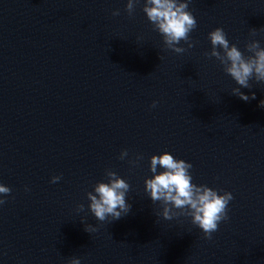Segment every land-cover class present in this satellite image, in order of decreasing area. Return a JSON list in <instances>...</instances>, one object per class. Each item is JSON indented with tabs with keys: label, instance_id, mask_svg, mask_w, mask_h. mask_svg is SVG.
Masks as SVG:
<instances>
[{
	"label": "water",
	"instance_id": "1",
	"mask_svg": "<svg viewBox=\"0 0 264 264\" xmlns=\"http://www.w3.org/2000/svg\"><path fill=\"white\" fill-rule=\"evenodd\" d=\"M127 3L0 0V264H128L124 216L87 199L123 179Z\"/></svg>",
	"mask_w": 264,
	"mask_h": 264
},
{
	"label": "clouds",
	"instance_id": "2",
	"mask_svg": "<svg viewBox=\"0 0 264 264\" xmlns=\"http://www.w3.org/2000/svg\"><path fill=\"white\" fill-rule=\"evenodd\" d=\"M139 0H128L125 11L132 16L135 5ZM191 0H145L143 12L148 21L153 25V30L163 37L166 49L177 54L187 51L184 47H178L183 41L188 48L194 47L190 41V33L197 28V21L192 12L189 11ZM113 16L120 15L114 11ZM255 30L252 35H255ZM212 50L205 53L208 58H215L223 66L224 72L229 75L239 86L232 89L231 94L237 96L244 102L255 100L253 92L251 96L240 91L241 88H252L250 81L254 80L259 84H264V48L260 42L252 40L245 45V55L236 45H230L227 34L222 28H216L208 34ZM219 49V50H218ZM157 102H153L155 108ZM259 107L264 108V100L260 101ZM128 156L125 150L121 152L120 159ZM137 160L143 159L138 156ZM135 163V162H131ZM150 172L152 178L145 180V192L148 193L153 203L159 202L162 212L157 215L164 220H172L179 216L191 218V223L197 226L204 234V238L211 240L213 233L218 230V225L222 221H227L228 205L233 199L229 192L218 194L217 190L205 185L197 186L192 183L190 169L192 165L183 160H177L172 155L165 152L159 156H152L150 159ZM158 168L162 171L158 172ZM108 183H97L93 192L87 193L90 201L88 208L95 219L101 223L111 217L113 221L126 216L131 205L127 203L126 196L130 185L120 178L113 171H106ZM61 177H53L51 183H57ZM27 190V189H26ZM11 194L9 187L0 185V195L5 197ZM6 203L5 199H0V206ZM78 212L84 211V205L77 206ZM81 223H84L82 220ZM84 230L88 233L98 231L91 225H86ZM70 264H81L77 258H73Z\"/></svg>",
	"mask_w": 264,
	"mask_h": 264
}]
</instances>
